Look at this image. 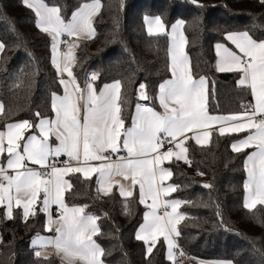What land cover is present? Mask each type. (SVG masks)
<instances>
[{"label":"trees","instance_id":"16d2710c","mask_svg":"<svg viewBox=\"0 0 264 264\" xmlns=\"http://www.w3.org/2000/svg\"><path fill=\"white\" fill-rule=\"evenodd\" d=\"M89 1L45 0L60 5L66 19ZM101 4L94 20L95 35L76 47L73 73L82 82L88 70H95L97 89L121 81L126 127L131 126L138 103L139 84L147 85L149 102L158 109V86L171 78L169 33L150 36L147 16H160L167 29L177 21L184 22L193 75L208 81L210 114L238 113L248 101L252 104L250 90L237 84L238 74L217 71L215 45L225 42V34L233 31H248L253 38L264 39L261 0H101ZM36 20L21 0H0V42L6 46L0 55V101L6 108V114L0 116L1 129L5 123L25 119L37 123L36 112L52 117L51 93L63 91L60 74L52 63L51 37L42 32ZM243 135L213 132L206 146L188 140L191 164L176 159L166 163L173 172L170 182L177 186L171 197L187 202L179 208L187 218L178 225L177 243L194 258L264 264V208L248 210L243 206L246 153L253 149L236 153L231 148ZM68 179L72 188L65 193V202L87 205L86 212L100 218L101 232L95 240L105 250V264H173L167 258L163 238L150 255L147 245L135 239L147 209L139 203L138 194L125 198L113 190L105 196L97 190L96 176L85 179L77 173L69 174ZM40 209L38 205L36 215L25 222L21 209L14 208L13 218L8 219L0 208V264H61L57 256L45 259L34 255V237L46 232V214ZM184 264L200 263L193 260Z\"/></svg>","mask_w":264,"mask_h":264},{"label":"snow or ice","instance_id":"6c2138e0","mask_svg":"<svg viewBox=\"0 0 264 264\" xmlns=\"http://www.w3.org/2000/svg\"><path fill=\"white\" fill-rule=\"evenodd\" d=\"M21 2L34 12L42 32L50 35L52 63L63 86V95L51 93L54 118L36 112L37 123L25 119L5 123L0 129V206L6 208L8 219L13 218L14 208L21 209L27 222L41 205L40 210L47 213L46 230L53 233L37 234L33 244L41 250H34L35 256H59L61 264H104L105 250L94 239L101 232L97 223L100 218L87 213V205L69 206L65 202V193L72 188L65 177L79 173L85 179L96 174L97 190L105 196L111 195L114 187L125 198L138 194L139 203L148 210L135 239L147 245L146 253L150 255L163 238L167 258L177 264L174 249H179L178 225L187 218L178 209L187 202L167 198L177 186L165 183L173 172L163 164L173 158L191 164L186 142L194 140L206 146L213 132L219 136L245 133L231 143L236 153L255 149L246 153L243 206L248 210L264 208V39L253 38L248 31L227 32L225 42L215 45L217 71L238 74V86L250 90L255 103L244 105L238 113L212 115L207 107V78L193 75L185 51L184 22L178 21L170 33L171 78L159 84L156 96L161 110L137 103L131 126L126 127L121 81L105 84L97 92L94 82L99 76L93 73L82 88L69 66L75 61L78 40L95 35L94 20L103 7L101 0L81 3L70 19L65 18L60 5L45 0ZM145 23L150 36L167 31L160 16L145 17ZM65 35L70 39L62 40ZM61 44L66 45V51H60ZM5 47L0 42V55ZM63 73L69 79H64ZM138 93L140 99H150L146 84H139ZM5 114V104L0 101V116ZM166 144L177 150H162ZM121 148L126 155L113 160L112 155ZM62 155L69 162L57 166V158ZM52 205L58 209L55 218L50 211ZM49 247L53 251H47Z\"/></svg>","mask_w":264,"mask_h":264},{"label":"crops","instance_id":"0c3cea01","mask_svg":"<svg viewBox=\"0 0 264 264\" xmlns=\"http://www.w3.org/2000/svg\"><path fill=\"white\" fill-rule=\"evenodd\" d=\"M89 2H91V1H89ZM147 17H149V18H152V17H155V16H147ZM178 22V21H177ZM176 22V23H177ZM176 23H174V24H176ZM173 24V25H174ZM146 29H147V25H146ZM182 31H183V29H182ZM233 32H242V31H233ZM184 33V32H183ZM169 36H170V40H171V35L169 34ZM61 39L62 40H65V39H70V38H68L66 35L65 36H62L61 37ZM84 39H88L87 37H81L79 40H78V43L81 41V40H84ZM219 43H224V42H219ZM230 43V42H229ZM231 44V43H230ZM171 46V45H170ZM228 46L229 47H232L233 48V50H235V48H234V46L233 45H229L228 44ZM186 47V46H185ZM60 51L61 52H64V51H66V50H62L61 49V46H60ZM185 51H186V48H185ZM217 60H218V57H217ZM217 60H216V68H217ZM71 68H72V71H73V68H74V62H72L70 65H69ZM63 78L64 79H69L68 78V76H67V73H63ZM78 81V80H77ZM79 83H80V85H81V87L82 88H84L85 87V85H86V83L88 82H86L85 84H83V81L82 82H80V81H78ZM114 81H112V82H109V83H107V84H111V83H113ZM94 86H95V83H94ZM95 88H96V86H95ZM101 89H103V87L102 88H100V89H97L96 88V90H97V92H99ZM60 95H63V91H62V93H60ZM147 95H148V92H147ZM149 96V95H148ZM138 103H140V104H143V105H145V106H151V107H155V106H153L152 104H151V102H149V99L148 100H143V99H140V97H139V93H138ZM255 103V101H254V97L252 96V104H254ZM157 110H161L160 108H158ZM212 115H227V114H212ZM51 118H54V115L51 117ZM1 129V128H0ZM3 129V128H2ZM244 135H245V133H244ZM243 135V136H244ZM243 136H241L240 138H243ZM239 138V139H240ZM211 139V138H210ZM186 147H187V145H186ZM177 149H175L174 151H176ZM255 149H253V151H254ZM119 154L120 155H122V154H125L126 155V151L123 149V148H121V150H120V152H119ZM57 159H69L66 155H62V156H60L59 158H57ZM173 159H175V158H173ZM168 161H165L164 162V164H163V167H165V168H168L167 167V165H166V163H167ZM72 164H73V166H75V162L73 161L72 162ZM92 176H96V178H97V181H98V176L96 175V174H93ZM67 180H69L68 179V175L65 177ZM247 181V180H246ZM169 182H170V180H169ZM171 183V182H170ZM172 184V183H171ZM113 190H116V191H118L119 192V190H118V188L117 187H114L113 188ZM245 198H246V196H245ZM175 199V198H174ZM39 205V204H38ZM37 205V206H38ZM69 205V204H68ZM41 206V205H40ZM69 206H71V205H69ZM42 207V206H41ZM0 208H3L4 210H5V212H6V208L5 207H3V206H0ZM148 209H146V211H147ZM50 211H51V213H52V215H53V218H55L57 215H58V209H57V206L56 205H52L51 206V209H50ZM88 213V212H87ZM46 214V223H47V213H45ZM90 214V213H89ZM46 223H45V229H46ZM98 223V222H97ZM53 235V233L52 232H48L47 230H46V232L45 233H43V234H40V236H52ZM37 237V236H36ZM36 237H34V239H33V241L36 239ZM94 239H95V237H94ZM33 241H32V243H33ZM34 245V244H33ZM37 249L36 250H41L40 248H39V245H34ZM47 251H49V252H51V251H53V249L51 248V247H49L48 249H47ZM175 252H176V249H174V255H175ZM167 256H168V251H167ZM59 259H60V257L59 256H57ZM227 262H231V264H235L234 262H232V261H230V260H205V259H201V260H199L198 261V263H200V264H227ZM105 264V263H104Z\"/></svg>","mask_w":264,"mask_h":264},{"label":"built area","instance_id":"2783aa9c","mask_svg":"<svg viewBox=\"0 0 264 264\" xmlns=\"http://www.w3.org/2000/svg\"><path fill=\"white\" fill-rule=\"evenodd\" d=\"M65 40H68V39H65ZM61 49L62 50H66V45L61 44ZM93 73H96L95 70H88L86 72V74L84 75L83 80H82L83 81V84H85L89 80L90 75L93 74ZM250 104H251V102H249V101L247 103H245V105H250ZM168 148H173V150H175V148L173 147V145H170V144H166L164 146V149H162V150H167ZM121 156H125V154H122V155H120L119 153L113 154L111 158L113 160H116V159H118V157H121ZM65 162H69V159H58V165L57 166H63V164ZM181 251L183 252V255H180V252ZM175 260H176L177 264H184V263H187V262H191L193 260H195L196 262H198L201 259L194 258L193 256H191L189 253H187L185 250H183L179 246V249L176 250V252H175Z\"/></svg>","mask_w":264,"mask_h":264},{"label":"rangeland","instance_id":"374dc122","mask_svg":"<svg viewBox=\"0 0 264 264\" xmlns=\"http://www.w3.org/2000/svg\"><path fill=\"white\" fill-rule=\"evenodd\" d=\"M166 29H167V27H166ZM166 32H168L169 34L171 33V27L169 28V29H167V31ZM76 51V48L74 49V52ZM181 161H183L184 162V160H181ZM166 184H171L170 182H169V180L168 181H166L165 182ZM168 199H174V198H172L171 197V195L169 196V197H167ZM178 211H179V209H178ZM180 212V211H179Z\"/></svg>","mask_w":264,"mask_h":264}]
</instances>
